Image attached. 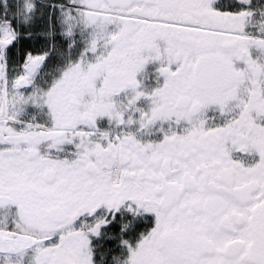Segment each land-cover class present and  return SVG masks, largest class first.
Returning a JSON list of instances; mask_svg holds the SVG:
<instances>
[{
    "label": "snow or ice",
    "instance_id": "obj_1",
    "mask_svg": "<svg viewBox=\"0 0 264 264\" xmlns=\"http://www.w3.org/2000/svg\"><path fill=\"white\" fill-rule=\"evenodd\" d=\"M0 264H264V0H0Z\"/></svg>",
    "mask_w": 264,
    "mask_h": 264
}]
</instances>
